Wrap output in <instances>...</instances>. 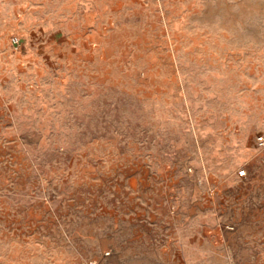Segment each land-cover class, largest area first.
Segmentation results:
<instances>
[{"label": "rangeland", "instance_id": "rangeland-1", "mask_svg": "<svg viewBox=\"0 0 264 264\" xmlns=\"http://www.w3.org/2000/svg\"><path fill=\"white\" fill-rule=\"evenodd\" d=\"M260 136L264 0H0V264H264Z\"/></svg>", "mask_w": 264, "mask_h": 264}, {"label": "built area", "instance_id": "built-area-1", "mask_svg": "<svg viewBox=\"0 0 264 264\" xmlns=\"http://www.w3.org/2000/svg\"><path fill=\"white\" fill-rule=\"evenodd\" d=\"M13 43L16 44V45H19L20 44V38L19 37L13 38ZM259 139H260L261 144H264L263 136H260Z\"/></svg>", "mask_w": 264, "mask_h": 264}]
</instances>
